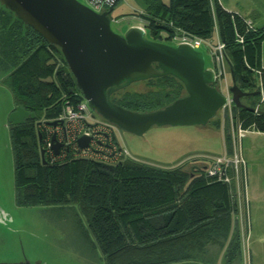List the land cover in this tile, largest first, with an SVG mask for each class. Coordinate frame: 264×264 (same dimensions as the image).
<instances>
[{
    "label": "trees",
    "instance_id": "16d2710c",
    "mask_svg": "<svg viewBox=\"0 0 264 264\" xmlns=\"http://www.w3.org/2000/svg\"><path fill=\"white\" fill-rule=\"evenodd\" d=\"M139 1L154 39L172 31L168 24L208 38L214 23L236 86L244 93L254 92L251 69H260L264 26L245 32L243 17L225 12L217 0ZM235 33L242 37L241 44L235 41ZM0 68L7 71L3 84L13 104L34 116L7 125L17 207L76 209L105 264L205 263L211 250L229 263L239 254L245 237L235 218L237 210L225 186L205 180V160L163 168L132 159L105 165L67 155L61 163L41 164L39 120L49 122L65 104L76 105L83 99L59 49L2 6ZM134 84H142L143 90L126 87L111 94L110 101L124 110L147 113L185 95L182 84L171 76ZM257 97L242 98L250 111L233 107V115L244 128L253 126L264 133V108L252 112ZM224 145L230 148L229 138Z\"/></svg>",
    "mask_w": 264,
    "mask_h": 264
},
{
    "label": "rangeland",
    "instance_id": "374dc122",
    "mask_svg": "<svg viewBox=\"0 0 264 264\" xmlns=\"http://www.w3.org/2000/svg\"><path fill=\"white\" fill-rule=\"evenodd\" d=\"M77 1L85 4L83 0ZM220 2L225 9L228 8L230 12L238 15L239 5L249 7L254 14H249L245 19L251 20L256 29L264 26V0H228L230 4H226L224 0ZM138 12H142L139 0H119L109 15L111 31L123 36L130 28L139 26L141 23L136 16ZM166 35V32H161L154 39L145 30L143 37L148 41L176 47L174 40H169ZM200 52L204 68H210L209 55L203 49ZM259 62L260 69L264 70V39L260 45ZM6 73L7 71L0 68V217L7 218L5 226L0 225V240L9 246H5L7 251H0V259L11 257L18 261L25 259L40 264H105L92 237L86 233L84 219L76 209L14 205L7 118L16 106L3 84ZM127 89L141 91L143 85L131 84ZM90 112L89 116L95 122L108 124L93 111ZM55 121L56 118L49 120ZM39 122L43 124L46 121L42 117ZM220 123L218 115L215 114L205 126H153L141 136L114 129L113 134L133 160L167 168L196 161L198 158L202 160L203 157L221 156L223 140ZM50 131L40 128L37 132L42 144L46 132ZM241 152L247 168L245 189L250 219L247 239L245 236L240 243L239 254L229 263L224 260L223 254L218 256L211 250V254L204 258L205 263L198 261L188 264H244L246 261V264H264V133H246L241 140Z\"/></svg>",
    "mask_w": 264,
    "mask_h": 264
},
{
    "label": "water",
    "instance_id": "95a60500",
    "mask_svg": "<svg viewBox=\"0 0 264 264\" xmlns=\"http://www.w3.org/2000/svg\"><path fill=\"white\" fill-rule=\"evenodd\" d=\"M95 13L77 0H0V6L23 25L31 28L45 43L57 47L74 79L86 107L102 120L134 136L149 128L163 126H205L223 105V97L211 86V73L204 68L200 51L186 45L171 47L148 41L143 32L130 28L123 36L110 29L109 13ZM229 92L236 109L245 107L240 101L257 92L244 93L235 84L230 71ZM171 76L183 86L185 95L162 109L147 113L124 110L110 101L111 94L131 84ZM34 118L21 107H15L7 118L8 125L21 124ZM55 128L56 122H45ZM40 141V134L37 133ZM89 138L76 140L82 150ZM51 151L58 155L60 144L50 138ZM44 165V150H39ZM0 264H40L19 261Z\"/></svg>",
    "mask_w": 264,
    "mask_h": 264
},
{
    "label": "built area",
    "instance_id": "2783aa9c",
    "mask_svg": "<svg viewBox=\"0 0 264 264\" xmlns=\"http://www.w3.org/2000/svg\"><path fill=\"white\" fill-rule=\"evenodd\" d=\"M83 1L85 3L84 5L93 12L102 13L107 11L108 6L113 0ZM118 1L116 0V2ZM210 10L212 13L211 4ZM142 14L143 12H138L136 16L143 26H140V24L133 28L141 30L144 35V31L147 30L148 21L142 18ZM242 21L245 32L255 30L249 20L243 18ZM168 27L172 28V31L170 32L171 35H168L166 32V36L169 40H174L176 45H186L197 51L203 49L209 55L211 66L205 69L211 73V86L224 99L223 105L216 112L221 122L223 154L216 157L201 158L206 161L204 178L209 182L219 183L227 188L229 198L237 210L235 218L239 223L243 237H245L248 232V210L245 189L246 167L241 156V140L246 133L256 132L255 128L253 126L244 128L242 123L232 113L233 102L229 92V88L231 87L229 67L224 45L219 40L216 25L213 23V33L208 38L197 37L178 28H173L170 24H168ZM235 41L238 44L242 43V37L237 33H235ZM251 70L255 79L254 92L258 93L257 101L252 108V112L257 114L260 109L264 108V87L262 84L264 70ZM89 112L90 110L86 107L84 101L75 106L65 104L62 112L56 118L55 122L58 125L52 131L46 132L43 137L42 149L50 162L54 160L61 163L67 155H71V159H88L101 162L105 165H115L132 159L124 146L118 142L115 134H113L116 128L110 124H99L95 122L89 116ZM224 130H228V132ZM52 134L55 135L56 142L60 144L57 156H54L50 149V138ZM81 136L89 138L88 146L82 150L76 145V140ZM226 137L229 138L230 148L228 150L224 145Z\"/></svg>",
    "mask_w": 264,
    "mask_h": 264
},
{
    "label": "flooded vegetation",
    "instance_id": "af4514ba",
    "mask_svg": "<svg viewBox=\"0 0 264 264\" xmlns=\"http://www.w3.org/2000/svg\"><path fill=\"white\" fill-rule=\"evenodd\" d=\"M155 42V41H154ZM158 43V42H157ZM45 123V122H44ZM40 124L39 123V125H38V129H40V128H44V129H46L47 131H49V130H51L52 131V129L53 128H51V127H49V126H46L45 124ZM46 153L44 152V155H45ZM47 157V156H46ZM47 161H45V163H47V164H58V162L57 161H52V162H50V160L47 158L46 159ZM13 203H14V198H13ZM14 205H15V203H14ZM16 206V205H15ZM17 207V206H16ZM6 217L5 216H1L0 217V225H3V226H5V221H6ZM5 246H9L8 244L7 245H4L3 244V241H1L0 240V251H7L8 250V248L7 247H5ZM21 261H25V259H21ZM0 262L2 263H11V262H19L18 260H16V259H13V258H11V257H7V258H5V259H0Z\"/></svg>",
    "mask_w": 264,
    "mask_h": 264
},
{
    "label": "crops",
    "instance_id": "0c3cea01",
    "mask_svg": "<svg viewBox=\"0 0 264 264\" xmlns=\"http://www.w3.org/2000/svg\"><path fill=\"white\" fill-rule=\"evenodd\" d=\"M225 2H226V4H230L229 2H231V1H229L228 2V0H224ZM217 2H218V4L220 5V7L225 11V12H230V9H228V8H224V6L222 5V3L220 2V0H217ZM240 10V11H239ZM239 10H237L238 11V13L240 12V14H239V16L240 17H243V18H246L249 14V16H253V14H254V12H252L253 10H251L249 7H245L244 5H239ZM236 11V12H237ZM230 13H233V12H230ZM235 14V13H234ZM238 15V14H237ZM255 18V17H254ZM248 19V18H247ZM251 21V20H250ZM251 23H252V21H251ZM252 25H253V23H252ZM254 27V26H253ZM255 28V27H254ZM262 28V27H261ZM256 133H258V132H256ZM241 156H242V152H241ZM243 158V157H242ZM244 160V159H243ZM245 162V161H244ZM245 167H246V163H245ZM246 171H247V168H246ZM247 193H246V200H247ZM247 210H248V227L250 226L249 224H250V219H249V203H248V201H247ZM247 235H248V233H247ZM246 239H247V236H246Z\"/></svg>",
    "mask_w": 264,
    "mask_h": 264
},
{
    "label": "bare ground",
    "instance_id": "6f19581e",
    "mask_svg": "<svg viewBox=\"0 0 264 264\" xmlns=\"http://www.w3.org/2000/svg\"><path fill=\"white\" fill-rule=\"evenodd\" d=\"M256 96H258V95H256ZM233 107H234V105H232V113H233ZM114 127V126H113Z\"/></svg>",
    "mask_w": 264,
    "mask_h": 264
}]
</instances>
